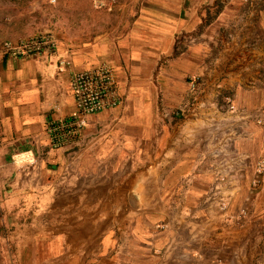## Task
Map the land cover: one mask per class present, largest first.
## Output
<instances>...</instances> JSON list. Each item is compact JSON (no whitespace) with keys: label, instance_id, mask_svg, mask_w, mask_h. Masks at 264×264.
Segmentation results:
<instances>
[{"label":"crops","instance_id":"crops-1","mask_svg":"<svg viewBox=\"0 0 264 264\" xmlns=\"http://www.w3.org/2000/svg\"><path fill=\"white\" fill-rule=\"evenodd\" d=\"M108 9L94 11V28L77 41L60 38L48 60L0 51L6 258L246 264L240 259L259 256L264 262L261 232L251 222L229 226L213 201L228 194L222 187L228 120L241 129L234 148L245 155L240 191L252 193L246 183L264 158V126L226 111L233 95L250 113L264 107V0H117ZM64 59L76 69L111 65L122 102L88 115L78 133L53 146L47 124L76 112ZM190 76L197 77L194 89ZM255 196L264 200L263 176ZM259 210L257 228L264 223Z\"/></svg>","mask_w":264,"mask_h":264},{"label":"rangeland","instance_id":"rangeland-1","mask_svg":"<svg viewBox=\"0 0 264 264\" xmlns=\"http://www.w3.org/2000/svg\"><path fill=\"white\" fill-rule=\"evenodd\" d=\"M99 1L101 2V6H99ZM115 2L117 0H0V42L11 37H22L39 31H49L59 41L60 38L77 41L83 34L88 32L87 29L91 30L94 28L96 20L94 11L105 10L106 12H112L108 7ZM227 104L231 107V113L235 116L241 117L247 114L248 118H251L255 125L264 126V107L250 113L249 111L252 109L236 105L234 95L230 99H227ZM227 126L229 127V129L227 128V158L230 160L227 162V174H223L227 184L222 185V187L227 189L228 194L226 199L225 196L219 197V194L213 196L215 198L213 200L215 202L214 205L217 211L223 214L229 226L241 228L251 222L254 227L252 228L253 231L261 232L262 236L260 238L262 239L264 237V223L259 228H257L256 223L263 220V218L257 219L255 215L257 211H260L261 207L264 208V200L263 197L258 198L255 196V191L259 190L261 186L262 176L264 177V167L261 174L258 175L255 164L253 166L252 175L246 183V185L248 184V189L252 190V193L249 194L248 192L250 191L246 193L240 191L244 187L238 184V176H240V171H242L244 166L245 155L236 153L234 150L240 141L237 138L236 131L240 127L238 121L232 119L228 120ZM213 168L214 174H217V177L218 175L222 177L219 170H216L217 167ZM255 180L256 184H254ZM222 206H226V208L221 209ZM242 210H244L243 214H241ZM238 216L240 218V225L236 222ZM2 225L0 211V264H14L6 258V246L9 239L4 236ZM256 235L249 239V245L253 247L254 253L257 247L255 246ZM240 260L241 263L245 262L246 264H264V262H261L259 256L252 258L248 256Z\"/></svg>","mask_w":264,"mask_h":264},{"label":"built area","instance_id":"built-area-1","mask_svg":"<svg viewBox=\"0 0 264 264\" xmlns=\"http://www.w3.org/2000/svg\"><path fill=\"white\" fill-rule=\"evenodd\" d=\"M98 3L101 6V2ZM0 51L12 58H32L45 61L57 53L58 41L52 33L40 31L14 39H4L0 42ZM61 64L68 73L69 92L76 106V112L47 124L53 146L66 143L73 134L78 133L85 126L88 115L112 109L122 102L115 72L111 65L99 63L91 68L76 69L67 59L62 60ZM189 78L194 89L197 77L190 76ZM230 109L231 107L227 105L226 111H231L232 109ZM258 122L260 121L258 120ZM18 162H22V160ZM35 162L37 161L34 156L30 159V164ZM263 167L264 164L261 160L256 169L258 175L263 171ZM254 184H256V180ZM224 208L222 206L221 209ZM243 213L244 210L241 211V214ZM236 222L238 225L241 224L239 216Z\"/></svg>","mask_w":264,"mask_h":264},{"label":"clouds","instance_id":"clouds-1","mask_svg":"<svg viewBox=\"0 0 264 264\" xmlns=\"http://www.w3.org/2000/svg\"><path fill=\"white\" fill-rule=\"evenodd\" d=\"M40 32V31H39ZM49 32V31H48ZM51 33V32H50ZM53 34V33H52ZM54 35V34H53ZM27 36V35H26ZM55 36V35H54ZM23 37V36H22ZM56 39H57V37H56ZM57 41H58V46H59V40L57 39ZM58 52V51H57ZM190 79V78H189ZM228 105V104H227ZM263 161V163H264V159L263 158H260V159H258L256 162H255V168L257 169V166H258V163L260 162V161ZM257 171V170H256ZM260 175V174H259ZM225 208H226V206H225Z\"/></svg>","mask_w":264,"mask_h":264}]
</instances>
